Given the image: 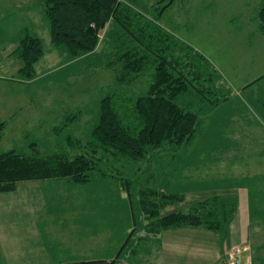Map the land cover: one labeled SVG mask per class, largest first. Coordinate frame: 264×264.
<instances>
[{
    "label": "rangeland",
    "instance_id": "1",
    "mask_svg": "<svg viewBox=\"0 0 264 264\" xmlns=\"http://www.w3.org/2000/svg\"><path fill=\"white\" fill-rule=\"evenodd\" d=\"M247 1L135 0L131 3L135 11L151 20L156 18L158 26L177 42L191 47L204 57L220 77L216 90L203 91L205 97L195 89H189L174 99L179 107L197 117V129L189 142L179 148L162 150L152 160L135 161L97 153V157L103 158L99 168L107 175L115 176V180L109 176L111 179L106 177L102 182L123 186L119 178L127 180L131 183L130 193L135 196L132 200L134 218L131 212L127 218V207L125 209L122 202V217L112 231L116 244L124 245L129 240L121 262L139 264L140 259L129 252L138 246L142 254L146 247L143 241L137 243V239L145 235L146 223L138 208V191L144 187L153 190L165 187L166 191L200 188L233 190L231 192L236 193V197L244 200L248 206L246 218L250 226V244L254 249L253 264H264V77L257 78L261 73L259 68L264 66V63H257L263 52L260 51L259 42L253 41L256 31L254 34L250 32L252 28L233 31L227 22V18L237 11H243ZM169 3L171 5L167 6ZM35 9L34 0H0V48L10 47L19 38L21 29L30 31L34 23L44 51L36 63L38 80L32 84L25 83L19 75L10 74V71H0V104L10 101L31 103L40 109L44 105L67 103L74 109L72 113L76 122L70 125L68 134L54 136L45 133L50 127L40 117L47 111L28 112V116L23 118V126L6 129V134L0 138V153L14 151L25 157L37 154L41 157L64 155L71 159L77 155L90 156L92 148L87 144L98 121L100 100L109 94L121 93L132 98L145 95L153 70L149 67L144 75L126 89L125 84L117 82L121 65L108 63L113 62L122 51L130 49L133 43L115 24L112 25L113 29L104 32L100 51L78 62L65 64L66 53L51 45L45 31L47 21L44 17H34ZM11 60L13 66L14 62H20L13 56ZM23 89L26 90L25 95ZM23 95L24 98L16 102L15 99ZM217 97L220 98L218 104L211 105L208 100L213 101ZM31 115L32 118H28ZM3 117L5 121L12 120L6 112H0V119ZM98 174L95 172L90 180L91 198L97 190L101 191ZM73 188L74 192L61 193L60 196L73 198L74 195L81 198L82 187ZM104 193L113 196L114 190ZM236 197L215 198L234 201L237 209ZM124 199L128 200L126 193ZM62 200L59 198L58 202L62 203ZM53 207L49 202V208ZM59 208L53 222L41 223L47 245L54 250L71 249L66 252L67 257L80 256L81 238H85V233H80L84 229L79 224L73 229L71 224L75 223L69 221L74 217V222L81 223L84 216L82 213L71 216L70 208ZM94 227L95 230L98 228V232L99 224L95 223ZM48 228L53 229L47 231ZM112 249L103 250L101 245H86L84 256L94 259L106 256L111 259L119 251ZM0 264H4L1 252Z\"/></svg>",
    "mask_w": 264,
    "mask_h": 264
},
{
    "label": "trees",
    "instance_id": "2",
    "mask_svg": "<svg viewBox=\"0 0 264 264\" xmlns=\"http://www.w3.org/2000/svg\"><path fill=\"white\" fill-rule=\"evenodd\" d=\"M42 1L53 47L63 49L72 60L93 54L99 46L100 33L110 23L115 24L133 43L130 49L122 51L113 62L108 63L121 65L117 82L125 84L126 89L149 67L153 70L151 81L145 95L132 98L121 93L109 94L100 100L98 121L87 144L92 148L90 156L77 155L71 159L64 155L25 157L14 151L0 153V193H11L18 183L29 181L66 180L84 184L92 180L95 172L115 179L114 175H107L99 168L103 158L97 157L98 152L141 161L152 152L179 148L193 138L198 125L197 117L179 107L174 99L189 89H195L204 97L206 89L210 92L217 89L220 76L204 57L177 42L158 26L156 18L151 20L135 11L131 6L135 0ZM258 17L264 32V7ZM43 54L41 40L25 30L14 51L21 62L19 73L25 80L35 77V64ZM219 99L208 101L217 105ZM3 125L0 124V138ZM119 180L128 198L132 199L131 183L122 178ZM137 199L141 216L146 222L145 235L137 242L156 237L162 231L182 227L225 234L236 212V202L212 198L197 203L185 212L161 217L160 212L169 205L181 202V196L142 188L137 193ZM128 242L123 245L121 254ZM136 249L130 253L136 254ZM118 257L110 262L76 264H115Z\"/></svg>",
    "mask_w": 264,
    "mask_h": 264
},
{
    "label": "crops",
    "instance_id": "3",
    "mask_svg": "<svg viewBox=\"0 0 264 264\" xmlns=\"http://www.w3.org/2000/svg\"><path fill=\"white\" fill-rule=\"evenodd\" d=\"M34 1L37 10L35 9L33 11V16L45 18L43 14V1ZM245 5L246 7L243 9V11H237L235 15L227 18V22L233 31L240 32L242 28L247 30H250L252 28L250 32H253V34L255 33V31L257 32L256 36L254 34L253 41L259 42L260 51L263 52L260 60L257 63H264V32H262L261 22L258 17L260 10L264 7V0H249L245 3ZM112 25L113 24L110 23V25L104 29L103 34L110 28L113 29L114 26ZM25 30L28 29H21L19 38L15 41V43H11L10 47L7 46L3 49L0 48V71H10V74L19 75V77L22 78L25 83L29 82L28 84H32L33 82L38 80L36 64L35 77L31 80H25L19 73L21 62H14L13 66L11 60V56H13V58L15 57L14 51L16 50L21 36ZM45 31L49 36L47 22L45 24ZM29 32L33 36L39 38V35L36 33V25L34 23H32V25L30 26ZM102 45L103 42L101 44L99 42V46L95 52L100 51ZM192 50L195 51L194 49ZM63 53L65 52L63 51ZM90 55L91 54L83 56L76 60H72L66 54L65 64L78 62L82 59L90 57ZM249 63L252 64L251 61ZM259 69L261 73L257 78H263L264 66L260 67ZM25 92L26 90L23 89L24 95ZM24 95L16 98V102L18 99L24 98ZM37 110H45L48 112L45 115H40V117L44 119L43 121L50 127V130L45 132L46 134L54 136H57L59 134L66 135L68 134L67 130L68 128H70V125L76 122V118L72 113L74 109L72 108V105L67 103L44 105L40 106L39 109L38 106H34L31 103H13V101H10L8 104H0V112H6L7 116L12 119L10 121H5L4 117L3 119H0V122H3V124L5 123V125L3 126L1 137L6 134V129L8 127L23 126L24 122L22 124V121L24 120L23 118H26L28 116L27 113L31 112L32 114L33 111ZM32 116L33 115L28 118H32ZM70 142L72 143V141ZM159 153L160 152H152L148 155L147 159L152 160L153 157L159 155ZM159 169L160 168H158L157 170ZM98 175L101 179L100 182H102V180H104L106 177L110 178L109 176H103L100 173ZM90 182L91 181L84 184H74L66 180L20 182L16 185V188L13 192L7 194L0 193V252L3 263L76 264L82 262L97 261L110 262L111 260H115V258L119 256L115 264H127L121 262L123 261V253L121 254L123 245H119L114 242L112 231L115 230V224L120 222V218L122 217V213L120 211V205L122 204V202H124L125 209L127 207V218L130 216V212L133 216L132 209H134V207L131 202L135 198V196L133 195L132 199H129L127 191L125 192V188L121 186L122 184L116 185L111 183L99 182V189L101 191L97 190V193L93 195V198H91V190L89 188ZM80 186L83 189V195L81 198H78V196L76 197L74 195L73 198L60 196L61 193H72L74 192L73 187ZM143 189L148 188L144 187ZM111 190H114L113 196L105 195V191ZM166 190L167 189L165 187H161V189L157 190L155 189V191L163 194L181 196L183 197V200L180 203L165 207L160 212L161 217L176 212L187 211L192 206L207 199L215 197L227 198L228 196L236 197V193L231 192L233 190H225L219 188H200L194 189L192 191ZM124 193L127 194L128 200L124 199ZM59 198H61V200L63 199L62 203L61 201L58 202ZM66 201L69 202L67 203ZM49 202H51V204L54 206L52 209L49 208ZM60 206H62L63 209L70 208V212L72 214L71 216H76L79 213H82L84 216L82 217L83 219H81V223L74 222V217H71L73 218V220L69 221L70 223H75L71 224L73 229L75 227H78L79 225L84 229V231L80 233L81 235L85 233V238L80 237L81 239H83V241L81 242L82 250H79L80 256L76 254L79 257L70 255L68 257L67 255L65 256L66 252L71 249L67 248V250H64L62 248H59L58 250L57 248L56 250H54L47 245V240L41 223L53 222L54 214L60 210ZM247 207L248 206L245 204L244 200L238 199L235 215L229 225L228 231L225 234H218L203 229L188 227L169 229L160 232L156 237H149L144 240L143 242L146 244L144 252L141 254L138 251V246H136L137 252L136 254L132 255L140 259L139 264H221V262L223 261L227 262V252L230 249L234 247H240L242 249V253L239 256L241 263L253 264L254 249L250 244V226L249 220H247L246 218L248 217ZM72 208L74 209V211L72 210ZM90 216H95L96 218ZM95 223L99 224L98 232V228L97 230H95ZM52 229L53 228H48L46 230L49 231ZM90 229H92V231H90ZM58 244L62 245V242H59ZM86 245H101V247H103V250L114 248L112 250L119 251L111 259L107 258L106 256L101 257L102 259H94L88 256H84L86 253ZM261 246H263V244H261ZM124 250L127 249L125 248ZM73 252L75 251L73 250ZM255 264L263 263L256 262Z\"/></svg>",
    "mask_w": 264,
    "mask_h": 264
},
{
    "label": "built area",
    "instance_id": "4",
    "mask_svg": "<svg viewBox=\"0 0 264 264\" xmlns=\"http://www.w3.org/2000/svg\"><path fill=\"white\" fill-rule=\"evenodd\" d=\"M103 31L100 33L99 38H102ZM242 249L240 247H234L227 252V263L228 264H242L240 260V255Z\"/></svg>",
    "mask_w": 264,
    "mask_h": 264
},
{
    "label": "water",
    "instance_id": "5",
    "mask_svg": "<svg viewBox=\"0 0 264 264\" xmlns=\"http://www.w3.org/2000/svg\"><path fill=\"white\" fill-rule=\"evenodd\" d=\"M221 264H228L227 262H225V261H223V262H221Z\"/></svg>",
    "mask_w": 264,
    "mask_h": 264
}]
</instances>
